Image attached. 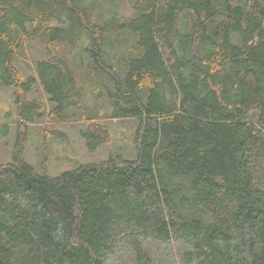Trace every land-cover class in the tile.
Returning a JSON list of instances; mask_svg holds the SVG:
<instances>
[{
    "label": "trees",
    "instance_id": "16d2710c",
    "mask_svg": "<svg viewBox=\"0 0 264 264\" xmlns=\"http://www.w3.org/2000/svg\"><path fill=\"white\" fill-rule=\"evenodd\" d=\"M126 1L100 24L99 0H0V85L18 116L0 264H264V0ZM110 24L132 36L124 60ZM30 39L48 55L23 80ZM37 81L53 118L104 86L108 116L138 120L136 157L37 173L22 159L45 114ZM83 136L89 151L111 139L96 120Z\"/></svg>",
    "mask_w": 264,
    "mask_h": 264
},
{
    "label": "rangeland",
    "instance_id": "374dc122",
    "mask_svg": "<svg viewBox=\"0 0 264 264\" xmlns=\"http://www.w3.org/2000/svg\"><path fill=\"white\" fill-rule=\"evenodd\" d=\"M125 1L117 0L114 4H109L107 0H99L100 24L104 19L101 13L112 18L114 15H127L129 10L124 8ZM129 1L133 2V0L126 2ZM109 28V33L116 37L113 41L118 49L119 59L124 60L129 55H133L128 48L132 42V36L120 30L116 24H110ZM47 55L44 47L36 39L23 43L14 59L21 78L25 80L27 76L37 77L36 64L38 61L45 60ZM81 57L83 60L87 58L84 53ZM76 60L79 61V56ZM105 84L107 87L110 86L107 82ZM28 96L29 98L38 97L45 103L43 118L26 125L27 141L22 153V159L37 173L58 176L80 165L101 163L111 156H120L128 160L136 157L138 120L133 117L110 118L108 115L111 106L104 86L90 94L81 107L68 108L56 118L49 116L53 103L48 99V95L38 81ZM89 120L104 124L111 135L109 143L101 144L93 151L86 148L83 136ZM17 131L18 116L14 105L13 88L0 85V165L14 162Z\"/></svg>",
    "mask_w": 264,
    "mask_h": 264
}]
</instances>
